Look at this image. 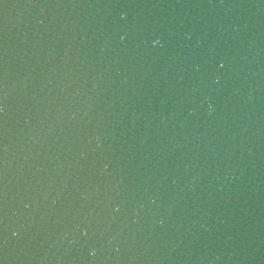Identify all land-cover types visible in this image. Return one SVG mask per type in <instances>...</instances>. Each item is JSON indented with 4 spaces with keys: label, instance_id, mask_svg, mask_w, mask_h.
I'll return each instance as SVG.
<instances>
[{
    "label": "water",
    "instance_id": "obj_1",
    "mask_svg": "<svg viewBox=\"0 0 264 264\" xmlns=\"http://www.w3.org/2000/svg\"><path fill=\"white\" fill-rule=\"evenodd\" d=\"M0 264H264V0H0Z\"/></svg>",
    "mask_w": 264,
    "mask_h": 264
}]
</instances>
